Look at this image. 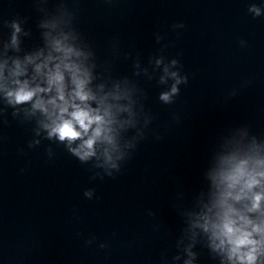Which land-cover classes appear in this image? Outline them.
<instances>
[{
	"label": "clouds",
	"instance_id": "1",
	"mask_svg": "<svg viewBox=\"0 0 264 264\" xmlns=\"http://www.w3.org/2000/svg\"><path fill=\"white\" fill-rule=\"evenodd\" d=\"M53 48L55 51L63 53L65 60L73 54V49L66 47L59 39L53 41ZM17 68L19 69V65ZM64 68L73 72L72 81L75 85V90L72 95V100H65L63 89L64 76L60 71L59 65L54 73H49L48 75L49 88L42 89L37 86L34 89H30L27 82L20 83L16 81L15 83L18 84L19 87L15 91H8L7 95L10 98V102L24 103L30 101L32 97L39 92L50 91L51 87L55 85L58 94L57 98L63 103L57 104V99L48 101L47 103L50 104L53 109L51 112L48 107H46L45 102L41 100H38L33 107L40 109L52 119L51 124L44 125L46 129H49V137L54 135L58 136L61 141L67 140L69 144L76 139L82 138V136L88 135L90 126L93 124L96 125V128L92 131L88 139L83 140L78 148L71 149L72 153L83 161L95 155L93 146L97 140L103 139L109 144L113 143L112 137L106 134L110 131L106 125L110 124L111 120L105 119L111 116L110 106L104 109L103 115L99 113V110L90 108L86 102L95 99V97L85 90L87 81L76 75V73L79 72L76 66L64 63ZM37 70L39 71V66ZM16 74H19V70ZM176 91V87L173 86L172 92L175 93ZM161 99L168 101L169 94H163ZM75 100H79L80 103H74L73 101ZM69 107L72 108L71 112H69ZM77 125L80 130H77ZM102 133L105 134L102 136ZM108 159L111 160L110 155ZM258 175L264 176V173H258ZM227 180L229 181V189H235L237 185H241V187L239 193L235 196H233L231 191L224 194V198L221 201V204L224 206V211L220 217V222L214 225L216 236L220 239L221 246L225 243L230 245V260L235 257V259L239 261V264H256L260 245L264 243V222L255 224L246 215L239 212L231 205H228L227 199L231 197L236 201L241 200L259 184V181L254 175L246 173L243 165L238 167L232 175L227 177ZM262 199H264V193L255 194L252 197V204L251 207L248 208V211L258 210ZM254 234L260 235V240L254 239Z\"/></svg>",
	"mask_w": 264,
	"mask_h": 264
}]
</instances>
